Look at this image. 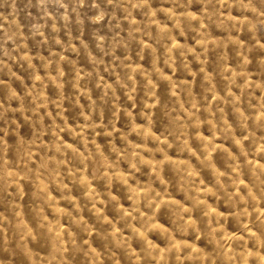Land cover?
Masks as SVG:
<instances>
[{
  "label": "clouds",
  "instance_id": "9594fccd",
  "mask_svg": "<svg viewBox=\"0 0 264 264\" xmlns=\"http://www.w3.org/2000/svg\"><path fill=\"white\" fill-rule=\"evenodd\" d=\"M0 264H264V0H0Z\"/></svg>",
  "mask_w": 264,
  "mask_h": 264
}]
</instances>
